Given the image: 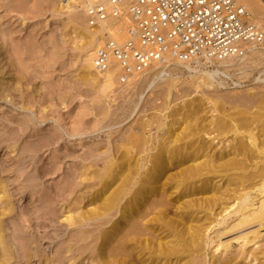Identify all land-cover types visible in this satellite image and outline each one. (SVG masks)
<instances>
[{"label": "bare ground", "instance_id": "obj_1", "mask_svg": "<svg viewBox=\"0 0 264 264\" xmlns=\"http://www.w3.org/2000/svg\"><path fill=\"white\" fill-rule=\"evenodd\" d=\"M62 1L66 2L64 8L75 11L73 23L82 28L76 38L77 42L84 41L78 46L79 52L83 53L84 83L100 92L111 89L116 80L120 82L119 68L98 73L92 63L94 52L103 44L105 33L120 42L126 36L119 33V27L114 22L89 25L81 0ZM241 1L252 10L249 0ZM259 1L263 6L259 9L263 10V0ZM246 10L251 21L263 33L262 41L249 45L248 54L219 62L234 63L237 60L242 61L243 66L251 63L255 67H264V47L259 48L264 42V30L253 19L254 14ZM11 33L0 24V99L10 98L13 101L14 83L21 86L24 80H29L33 89H28L31 98L25 108L31 112H28L27 119H19L20 128L15 130L11 129V124H1L5 133L14 131L13 136L0 138V147L8 151L2 156L9 163L7 170L16 177L11 189L13 192L10 193L8 185L2 180L3 169L0 167V264H13L15 258L14 245L11 246L4 227L5 217L13 218L17 214L13 196L18 201L28 192L30 201L33 200L39 188L34 183L37 178L29 172V167L33 164L36 147H48L56 139L53 134L37 144L33 140H24L18 145L19 134L32 135V138L37 134L33 117V112L37 113L33 87L36 75L27 72L30 67L22 69L26 63L23 56L27 58L26 48L29 46H22L21 51L19 46L16 49L11 47L12 58V53L5 55L6 39ZM167 62L179 63L167 60L154 64ZM210 75L200 74L192 78V83L197 85L193 86V92H200V96L189 99L187 95L186 101L181 100L178 106H171L168 101L172 95L170 90L166 105L163 103L165 106L161 105L160 110H154L152 117L142 119L138 128L129 130L126 139L122 138L116 144L107 141L102 152L96 148L90 154L84 153L81 156L83 162L75 175L67 174L65 182L57 185L56 197L68 191L67 198H64L65 194L61 198L59 210L63 220L59 225L55 226V220L47 216L50 213L54 215L55 210L48 208L50 201L44 195L32 202H39L37 210L43 211L42 216L37 215L35 220L42 218L44 223L47 220L42 226L37 222L35 224L56 231L47 236L49 243L55 244L52 257L46 252L36 251L43 259L42 264H83L86 260L89 264H250L257 259V254L256 257L252 255L257 250L248 251L246 247L251 243L253 246L258 244L260 237L264 241V234L259 235L260 231H264V85H257L237 96L222 95L221 90L216 89L222 83L215 84ZM137 76L129 77L124 83L130 84ZM246 76L248 74L244 75V79ZM207 85L212 88L210 94L202 91ZM171 86L175 87V84ZM18 104L23 107L20 100ZM47 108L40 109L41 119H46L43 109ZM81 124L80 120L73 124L71 129L74 134L81 130ZM57 158V164L61 165V158ZM98 165L102 167L98 168ZM59 169L60 166L57 167ZM73 183L78 189L70 192ZM231 185L235 186V190L252 188L259 197L253 198L250 191H236L239 195L233 200L229 198L235 202V223L228 226L225 222L231 215L222 216L231 208L225 205L226 197L235 191L228 190ZM46 208L50 213L45 211ZM216 217L223 221H218L219 229L210 236V225ZM32 220L26 210L21 212V222L32 224ZM21 222L19 226H22ZM247 226L257 227L254 239L250 240V234L235 238L241 242L237 252L234 249L235 253L231 252L230 241L223 242L222 236ZM19 234L25 241L24 259L30 264L34 254L28 253L31 245L26 242L27 233ZM64 235L69 238L67 241L56 242Z\"/></svg>", "mask_w": 264, "mask_h": 264}, {"label": "rangeland", "instance_id": "obj_2", "mask_svg": "<svg viewBox=\"0 0 264 264\" xmlns=\"http://www.w3.org/2000/svg\"><path fill=\"white\" fill-rule=\"evenodd\" d=\"M249 1L252 10H249L244 2L240 0L241 3L243 2V6L252 15L254 14L252 16L253 19L264 30V14L262 15L264 8L261 10L263 7L262 2L259 0ZM65 3L62 0H0L1 27H5L9 32L12 31L6 39L5 55L8 56L12 53L10 56L12 58L13 51L11 47L15 48L19 46L21 51L22 46H29L30 48H26L25 46L26 55L28 56L27 58L23 56V61H26V63H24L25 65H23L22 69L27 70L30 67L27 72L32 73L33 76L36 75L33 87L35 88V110L37 113L33 112V117L37 134H35L34 138H32V135L19 134L21 139L18 141V145L24 140H33L37 144L40 140L45 141L53 134L56 135V139L48 147L41 148L39 145L36 147L33 164L29 167V172L34 175L35 179L37 178L34 183L39 188L38 193L31 201L29 197L30 193L28 192L18 201L13 196L17 214L13 218L5 217L4 227L6 228V234L11 246L14 245L15 258L13 257V264H27L24 259L26 251L23 248L25 241L19 233H27L28 239L26 242L31 245L28 253L34 254L32 255L30 264H42L43 259L36 251H42L41 253L46 252L50 257H52L51 253L55 251V244H50L47 236L52 233L54 234L56 231L38 227L35 224L37 222L42 226L47 220H45V223L41 220L42 218L38 221L35 220L37 215L42 216L43 211L37 210L36 206L40 204L39 202H35L34 204L32 202L40 195H44V198L50 201L48 208L51 211L55 210L54 215H52L49 209L46 208L45 211H49L50 213L47 216L55 220L53 223L55 226L59 225L63 220L59 210L62 205L61 198L64 197V194V198H67L66 194L68 195V191L65 190L63 196L61 194V197H56L55 193L58 191L57 185L61 186L65 182L64 178L67 177V174L75 175L79 164L83 162L81 156L87 155V153L90 154L96 148H100L98 151L102 152L106 149L107 141L115 143L122 140V138L129 135V132L133 128L139 127V122L142 119H146V117L150 118L152 113L160 110V107L165 106L170 90L172 92V89L176 87L172 93L170 92V95L172 94L170 96L171 100L168 99V101L171 106H178L187 98V95L188 98L190 97L189 99H191V96L192 98L200 96V92H193V88L195 90L197 85L192 83L193 76L195 77L200 74H207L208 76L211 74L210 77L213 78L212 80L215 84L222 83L221 87L216 88L221 90L220 94L222 95L233 94L237 96V94H242L251 88L258 87L257 85H264V67H255L251 63H249L250 65L245 64L243 66L242 61L237 62L234 59V63L228 61L226 63H220L219 61H196L189 64L174 62L162 63V65L158 64L159 66H155L156 64H154L153 66L155 67L152 66L146 72L138 74L130 84L127 85V82L121 83L116 80V83L114 82L112 88L109 89L110 91L100 92L97 88L84 83L85 70L81 61L83 60V53L79 52L78 49V46L84 41L82 43L79 41V43L77 42L78 38H76V35L80 31L82 32V28L73 23L75 11L64 8L63 5ZM12 38L13 41L10 42ZM86 38L88 40V37ZM263 47L264 42L259 48ZM248 53L247 47L243 55ZM243 74H248V76L244 79ZM172 83L175 84V87L171 86ZM235 85L238 86L235 87ZM30 88L31 83L29 80H24V84L21 86L14 83L13 101L10 98L6 100L0 99V138L13 136L12 132H14L9 131L5 133L1 125L2 122L8 125L11 124V129L16 130L20 128L21 122L19 119L21 121L24 118L27 119L28 112H31L25 109L27 107V100L31 98L30 91H28ZM198 91L201 90L198 89ZM202 91L205 94H210L209 92L212 91V88L210 89L207 85ZM18 100L23 103L24 108L18 104ZM42 107H48L47 109H43L46 119H41L40 109ZM79 120L82 122L80 125L81 130L77 134H74L71 127ZM78 144H82L83 147ZM2 147H0V167L3 169L2 180L8 185L7 191L10 190L9 192L12 193L13 190L11 189L14 186L13 183L16 176H13L7 170L9 163L6 162L5 157L2 155L8 151ZM57 157L61 158V165L57 164ZM24 160L26 159L24 158ZM58 166H60L59 170H57ZM101 167L102 165H98V168ZM230 187L234 189H230ZM77 189L78 187L74 186L73 183L70 192ZM246 189L238 188V190H235V186L232 185L228 188L229 191L235 190L232 191L233 193L229 192V197L227 196L225 200L227 202L225 205L231 207L222 216L231 215L229 220L225 222L228 226L235 223V202L231 200L239 195L236 191H241V193L250 191L252 197L254 196L253 198L259 197L258 193L252 188ZM24 210L34 219L32 220V224H25V222L20 221L21 212ZM219 220L221 218L216 217L215 221L210 225V236H213L214 232L219 229ZM222 221L223 219L221 223ZM20 222L22 226L18 225ZM256 229V226H247L226 234L224 237L222 236L221 240L223 242L230 241V251L235 253L238 250L239 242H241H237L235 238L250 234L249 238L252 241ZM261 234H264V231H260L259 235ZM17 235L18 238L16 237ZM68 239L67 235H64L56 242L67 241ZM259 239L261 240L259 241ZM259 239L257 240L258 244L253 246V243H251L246 247L248 251L257 250H255L257 253L252 252L253 256L258 255L257 257L255 256L257 259L251 261L250 264H264V251H262L264 249V241L262 237ZM258 248L260 252H258ZM83 264H89V261L86 260Z\"/></svg>", "mask_w": 264, "mask_h": 264}, {"label": "built area", "instance_id": "obj_3", "mask_svg": "<svg viewBox=\"0 0 264 264\" xmlns=\"http://www.w3.org/2000/svg\"><path fill=\"white\" fill-rule=\"evenodd\" d=\"M81 1L89 25L114 22L126 36L120 42L105 33L92 60L98 73L118 67L121 83L167 60L193 63L240 57L263 39L240 0Z\"/></svg>", "mask_w": 264, "mask_h": 264}]
</instances>
